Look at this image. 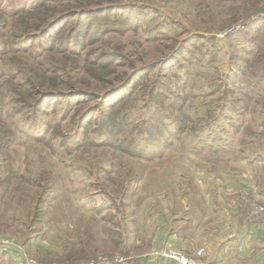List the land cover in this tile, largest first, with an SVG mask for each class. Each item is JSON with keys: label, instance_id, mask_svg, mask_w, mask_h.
I'll return each mask as SVG.
<instances>
[{"label": "rangeland", "instance_id": "rangeland-1", "mask_svg": "<svg viewBox=\"0 0 264 264\" xmlns=\"http://www.w3.org/2000/svg\"><path fill=\"white\" fill-rule=\"evenodd\" d=\"M263 144L264 0H0V264H179L160 182Z\"/></svg>", "mask_w": 264, "mask_h": 264}, {"label": "crops", "instance_id": "crops-1", "mask_svg": "<svg viewBox=\"0 0 264 264\" xmlns=\"http://www.w3.org/2000/svg\"><path fill=\"white\" fill-rule=\"evenodd\" d=\"M261 150L253 146L255 155L237 161L235 168L161 181L171 186L159 187L151 200L150 243L184 251L202 246L204 264H264V220L249 221L236 204L240 193L264 204V144Z\"/></svg>", "mask_w": 264, "mask_h": 264}, {"label": "built area", "instance_id": "built-area-1", "mask_svg": "<svg viewBox=\"0 0 264 264\" xmlns=\"http://www.w3.org/2000/svg\"><path fill=\"white\" fill-rule=\"evenodd\" d=\"M236 204L243 211L245 218L249 221L259 225L264 220V204L260 203L254 196L249 195L248 193H240L237 197ZM0 246L6 250L20 249L18 241H16L13 237L0 236ZM205 254V248L202 246H198L190 251H184L173 246H167L163 251L164 256L179 262V264H204L203 257ZM22 256L25 264H48L38 261L36 258L27 253Z\"/></svg>", "mask_w": 264, "mask_h": 264}]
</instances>
